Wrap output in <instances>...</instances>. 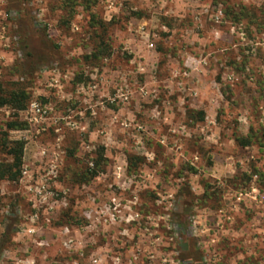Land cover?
Returning <instances> with one entry per match:
<instances>
[{"label": "rangeland", "instance_id": "374dc122", "mask_svg": "<svg viewBox=\"0 0 264 264\" xmlns=\"http://www.w3.org/2000/svg\"><path fill=\"white\" fill-rule=\"evenodd\" d=\"M0 11V85L49 108L30 126L0 107V138L23 142L33 177L56 165L44 204L0 180V243L8 212L21 213L0 264H182L184 230L195 264H264V201L236 197L252 182L264 192V148L235 141L264 125V0H0ZM14 119L30 131L7 130Z\"/></svg>", "mask_w": 264, "mask_h": 264}, {"label": "trees", "instance_id": "16d2710c", "mask_svg": "<svg viewBox=\"0 0 264 264\" xmlns=\"http://www.w3.org/2000/svg\"><path fill=\"white\" fill-rule=\"evenodd\" d=\"M101 26V25H100ZM46 48V49H45ZM44 51L46 53L55 52L57 50V45H52L51 48L45 47ZM55 56V54H53ZM33 51H27L26 57H31L33 61ZM92 56H97V53H93ZM23 72H26V66H24ZM29 99V93L26 89L18 87L17 89L5 90L0 85V107L7 106L12 109L23 110ZM198 118L201 120L203 118L202 112L198 113ZM25 123L23 121H19L18 119L10 120L6 123V129H23ZM1 146L4 150H6V154L10 157V160H1L0 161V180H8L15 181L20 176V167L22 164V154H23V142L22 141H7V131H4L2 134ZM235 141L239 146H248L254 142L258 143L259 147L264 148V125H259L257 129H250V131L245 136L236 135ZM102 154L98 155V159L94 160V167H85L83 171V176L81 178L82 182H88L91 178L97 175L99 165V159ZM254 171L256 169L254 168ZM258 174L260 178L264 176V173L258 169ZM251 176V175H249ZM187 194L189 191L187 190ZM9 219L16 224V221L20 218L16 212L6 215ZM15 224H10V229L7 231H3L1 233V243L3 246L6 241L9 240V235L12 231H16ZM180 226L183 223H179ZM180 247L182 248L180 251V259L182 264H195L201 260V255L199 254L198 248L194 242L189 239V231L184 230L182 232V241L179 242Z\"/></svg>", "mask_w": 264, "mask_h": 264}, {"label": "built area", "instance_id": "2783aa9c", "mask_svg": "<svg viewBox=\"0 0 264 264\" xmlns=\"http://www.w3.org/2000/svg\"><path fill=\"white\" fill-rule=\"evenodd\" d=\"M1 16V11H0ZM0 38L8 42L9 38L5 35L4 27H0ZM10 108V107H8ZM13 112L24 115V121L30 126L39 123V120H45L49 114V108L42 106L35 100H30L26 107L23 110L16 111L15 109L10 108ZM39 118V120H38ZM41 130H45V128H41ZM16 133H26L29 132L30 129H16L14 130ZM39 132V131H37ZM55 132H58V129H55ZM56 165L52 160L50 163L49 170L47 172L48 177H43V175H36L33 177L31 175V168L29 165L23 163L20 169L19 182L23 183L29 195H31L30 201L35 202L37 204H44L48 198V195L51 194L50 188L55 184V181L51 180L56 176ZM256 177V175H254ZM254 177V178H255ZM51 180V181H50ZM248 196L251 200L263 202L264 201V192L260 190L259 186L257 187L254 182H252L247 190H238L236 192L237 199H241L242 197ZM34 204L32 206H35ZM222 212V209L219 210ZM18 214L20 215V210L18 209ZM39 217L38 212H34L31 215V219H37Z\"/></svg>", "mask_w": 264, "mask_h": 264}]
</instances>
